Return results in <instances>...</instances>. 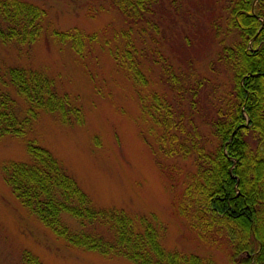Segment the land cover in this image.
<instances>
[{
  "label": "trees",
  "instance_id": "trees-1",
  "mask_svg": "<svg viewBox=\"0 0 264 264\" xmlns=\"http://www.w3.org/2000/svg\"><path fill=\"white\" fill-rule=\"evenodd\" d=\"M213 2L216 12L210 25L213 38L221 45L213 61L230 76L228 90L216 98L209 114L210 136L202 133L192 113L204 86L202 79L188 87L179 85L178 76L153 48L146 51V57L162 70V82L171 95L153 92L148 99L139 94L138 100L144 117L158 128L155 139L148 142L150 150L166 158L189 160L186 169L182 164L158 162L172 189L180 185L172 198L175 212L199 242L224 251L232 263L264 264V0ZM111 4L126 16L129 29L124 31L122 46L116 43L110 53L135 83L145 85L144 48H138L131 36L133 25L145 21L150 28L156 26V8L178 7L177 0H111ZM45 16L44 9L30 2L0 0V41L34 42L42 33ZM52 35L79 56L99 38L97 32L85 33L76 27L53 30ZM225 38L229 42L223 44ZM16 97L23 101V110ZM40 112L54 113L64 124L81 122L83 116L74 98L60 92L53 78L30 67L4 68L0 62V137L26 136ZM25 148L27 161H9L3 166L5 182L24 207L70 244L107 257L122 256L132 264H216L210 256L165 250L148 217L94 206L35 138L26 139ZM62 213L80 222L105 225L112 235L71 230ZM33 259V264H40L26 254L27 263Z\"/></svg>",
  "mask_w": 264,
  "mask_h": 264
},
{
  "label": "rangeland",
  "instance_id": "rangeland-1",
  "mask_svg": "<svg viewBox=\"0 0 264 264\" xmlns=\"http://www.w3.org/2000/svg\"><path fill=\"white\" fill-rule=\"evenodd\" d=\"M23 1L45 10L42 33L30 44L0 41L1 66L18 65L45 73L60 92L74 98L83 116L81 122L64 124L54 113L40 112L26 136L0 137V264H29L26 254L40 264H132L122 256L107 257L70 244L20 203L5 182L3 166L9 161L28 160V138H35L53 154L94 206L148 217L165 250L210 256L216 264H234L224 251L199 242L175 212L172 198L180 185L172 189L158 162L182 164L186 169L189 160L166 158L150 150L148 142L155 139L158 128L144 117L138 100L139 94L148 99L153 92L171 95L162 82V70L146 57V51L153 48L178 76L179 85L188 87L195 79H202L204 86L192 113L202 133L210 136L207 120L216 98L228 90L230 76L213 61L221 46L210 25L216 12L213 0H198V4L177 0L178 7L172 8L159 5L156 26L150 28L145 21L133 25L131 36L138 48H144L141 69L145 85L135 83L110 53L116 43L122 46L124 31L129 29L126 16L111 0ZM224 26L221 22V29ZM74 27L85 33L97 32L99 37L80 56L52 35L53 30ZM226 42L229 38L222 40ZM16 99L23 110V101ZM183 107L188 110L185 103ZM62 220L71 230L112 235L105 225L80 222L67 213H62Z\"/></svg>",
  "mask_w": 264,
  "mask_h": 264
}]
</instances>
